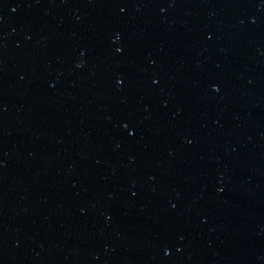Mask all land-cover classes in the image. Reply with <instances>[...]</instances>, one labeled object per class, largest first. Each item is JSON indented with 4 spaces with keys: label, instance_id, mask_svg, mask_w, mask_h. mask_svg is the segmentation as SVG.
Returning a JSON list of instances; mask_svg holds the SVG:
<instances>
[{
    "label": "water",
    "instance_id": "obj_1",
    "mask_svg": "<svg viewBox=\"0 0 264 264\" xmlns=\"http://www.w3.org/2000/svg\"><path fill=\"white\" fill-rule=\"evenodd\" d=\"M0 264H264V0H0Z\"/></svg>",
    "mask_w": 264,
    "mask_h": 264
}]
</instances>
